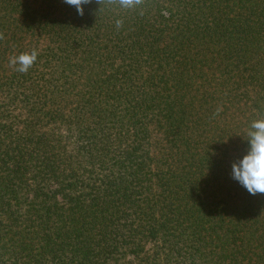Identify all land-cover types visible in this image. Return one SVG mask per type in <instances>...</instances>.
<instances>
[{
  "label": "trees",
  "instance_id": "16d2710c",
  "mask_svg": "<svg viewBox=\"0 0 264 264\" xmlns=\"http://www.w3.org/2000/svg\"><path fill=\"white\" fill-rule=\"evenodd\" d=\"M83 7L0 0V264H264V0Z\"/></svg>",
  "mask_w": 264,
  "mask_h": 264
},
{
  "label": "clouds",
  "instance_id": "9594fccd",
  "mask_svg": "<svg viewBox=\"0 0 264 264\" xmlns=\"http://www.w3.org/2000/svg\"><path fill=\"white\" fill-rule=\"evenodd\" d=\"M93 0H64V3L76 8L79 16L84 15V5L91 4ZM103 8H119L122 10H136L142 7L145 0H96ZM123 21L118 19L116 26L119 29ZM4 34L0 33V40ZM38 57L37 50L13 56L9 64L19 73H27ZM222 111L218 108L216 115ZM249 150L241 160L232 164V178L238 181L251 195L264 194V119L253 121L247 133Z\"/></svg>",
  "mask_w": 264,
  "mask_h": 264
},
{
  "label": "rangeland",
  "instance_id": "374dc122",
  "mask_svg": "<svg viewBox=\"0 0 264 264\" xmlns=\"http://www.w3.org/2000/svg\"><path fill=\"white\" fill-rule=\"evenodd\" d=\"M150 246H147V248H149Z\"/></svg>",
  "mask_w": 264,
  "mask_h": 264
}]
</instances>
